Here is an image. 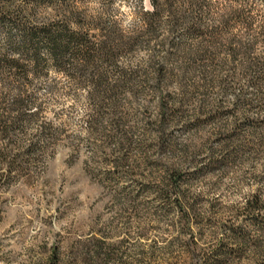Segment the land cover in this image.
Returning a JSON list of instances; mask_svg holds the SVG:
<instances>
[{"label": "trees", "instance_id": "1", "mask_svg": "<svg viewBox=\"0 0 264 264\" xmlns=\"http://www.w3.org/2000/svg\"><path fill=\"white\" fill-rule=\"evenodd\" d=\"M89 1L0 0V182L28 177L60 133L42 121L48 99L34 83L53 68L72 87L87 91L89 131L107 134L119 154L113 163L118 172L125 170L135 145L132 111L144 97L158 99L157 120L146 125L157 138L155 149L176 163L149 161L148 149L140 145L154 182L143 191L160 203L161 213L176 211L183 231L190 233L201 195L185 186L216 171L264 162V9L251 0H139L125 28L106 16L113 0H96L105 6L95 15L88 11ZM141 50L148 51V60L134 65L132 58ZM172 87L175 94L167 91ZM57 88V81L48 85L47 98ZM229 92L235 94L232 105L213 96ZM39 123L40 131L32 133ZM178 126L194 135L214 128L199 148L205 154L194 172L189 170L197 164L195 153L170 135ZM130 166L126 174L134 177L138 165ZM223 231L225 243L208 264L249 253L264 257L261 191L237 206ZM94 241V256L109 258L105 242ZM80 244L89 256L91 244ZM76 255L57 247L46 264H79Z\"/></svg>", "mask_w": 264, "mask_h": 264}, {"label": "rangeland", "instance_id": "2", "mask_svg": "<svg viewBox=\"0 0 264 264\" xmlns=\"http://www.w3.org/2000/svg\"><path fill=\"white\" fill-rule=\"evenodd\" d=\"M251 2L264 9V0ZM144 5L151 9L148 1ZM104 6L90 0L87 8L95 15ZM139 6V0H113L106 16L120 20L127 28ZM146 60L148 51L141 50L132 63L139 65ZM34 81L41 97L48 99L42 105V121L51 123L60 133L45 161L28 177L0 182V264H46L57 247L67 253L74 251L79 264H208L225 243L223 228L231 225L237 206L255 191L264 195V180L258 178H264V162L259 160L233 167L227 173L216 171L201 177L184 187L193 195H201L199 216L194 219L197 224L192 232H184L178 213H161L160 203L143 191L154 182L149 179L150 166L140 145L148 149L149 161L176 163V159L155 149L157 138L150 135L152 128L146 125L157 120L158 99L144 97L132 111L135 145L128 152L130 160L125 170L118 172L113 163L119 154L107 142V134L89 131L86 115L91 103L87 91L72 87L69 79L53 68ZM55 81L58 93L47 98V86ZM243 89L252 93L248 85ZM167 91L176 93L174 87ZM213 96L228 106L235 94ZM40 129L39 123L31 131ZM213 131L207 128L194 135L183 126L170 130L178 145L190 146L195 153L197 164L189 172L202 162L205 153L199 148ZM129 165H138L134 177L126 174ZM95 239L105 242L109 258L94 256ZM80 242L91 244L89 256L82 253ZM226 261L264 264V257L249 253Z\"/></svg>", "mask_w": 264, "mask_h": 264}]
</instances>
